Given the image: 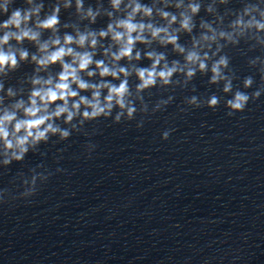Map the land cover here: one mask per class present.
<instances>
[{"label": "clouds", "instance_id": "9594fccd", "mask_svg": "<svg viewBox=\"0 0 264 264\" xmlns=\"http://www.w3.org/2000/svg\"><path fill=\"white\" fill-rule=\"evenodd\" d=\"M30 7H14L15 0H3L0 3V155L3 164L9 165L13 160L21 161L30 149H36L41 143H47L51 137L67 140L71 137L69 128H62L58 121L70 125L72 130L79 131L86 122H95L101 119H112L113 123H120L122 117L131 120L136 113L128 78L135 75L139 83L136 85L137 98L139 93L155 87L160 81L168 85L174 74L185 72L188 79L193 77L197 68L201 72L208 69L205 52L200 50L216 39V34L202 33L199 39L193 38L192 48L186 49L178 43L179 34H191L194 28L193 17L199 13L200 4L195 0H188L187 6L183 0H161L163 8L152 7L139 0H109L112 11H107L109 23L106 28L97 31L75 30V35L65 33L61 38L57 35L60 25V6L53 7L51 14L40 18L43 5H33V0H25ZM64 8L72 7L70 0H64ZM175 7L179 17L165 8ZM77 14L82 20L90 24L95 23L100 10L89 7L84 10L83 0H75ZM211 11V8L207 9ZM123 11V16L116 13ZM256 8H245L244 15L248 16ZM154 14L163 24L154 22ZM260 19L252 16L247 22L243 16L233 22L234 30L243 34L245 30L255 29L264 32V11L259 12ZM139 17V19H137ZM178 25V27H173ZM202 28L212 32L211 25L202 23ZM44 31L53 35L42 40ZM221 38L232 40L231 34L221 32ZM23 45L25 41L36 47V53L31 54L26 48L13 47L10 41ZM110 43L105 46L102 41ZM153 42L161 46L171 45L173 51L184 56L185 65L181 67L174 61L171 66L166 62L163 53L155 51H141L136 49L137 44L151 45ZM102 59H96L97 55ZM149 60L150 66L136 67L133 61ZM127 61L131 67L121 65ZM162 61L164 63L162 64ZM22 62L34 65L33 74L26 78L30 87L27 93L23 89L5 88L2 78H7L15 72ZM227 59L221 57L211 67V83L225 79L221 69L227 67ZM59 65V71L52 73L53 66ZM44 73L45 75H41ZM110 78V79H109ZM118 80L119 83H113ZM251 79L244 81V86H251ZM231 90V82L225 83L224 92ZM259 97L260 93L254 94ZM250 97L236 92L233 99L227 101V106L233 111H243ZM193 97L191 103H195ZM218 104L217 97L208 101L209 107ZM113 109H119L112 118ZM75 121V123H73ZM163 137L167 139L168 133ZM94 145L91 148L94 149Z\"/></svg>", "mask_w": 264, "mask_h": 264}]
</instances>
